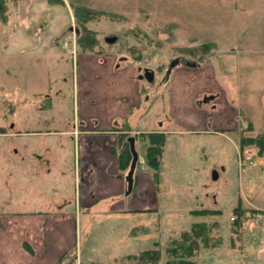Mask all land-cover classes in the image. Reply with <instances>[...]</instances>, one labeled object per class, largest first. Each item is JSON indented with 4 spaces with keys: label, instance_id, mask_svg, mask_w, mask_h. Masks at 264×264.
Here are the masks:
<instances>
[{
    "label": "rangeland",
    "instance_id": "obj_1",
    "mask_svg": "<svg viewBox=\"0 0 264 264\" xmlns=\"http://www.w3.org/2000/svg\"><path fill=\"white\" fill-rule=\"evenodd\" d=\"M6 3L0 18V264H25V232L31 231H25V198L32 196L25 182L43 191L38 179L50 181L43 175L50 157L39 161L34 151L36 172L25 163V146L38 143L25 129L49 127L52 116L68 127L77 116L96 115L162 129L160 166L155 174L141 163L148 142L137 138L134 188L126 197L129 208L143 211L81 213L69 258L57 264H165L171 240L197 221L213 229L209 245L192 258L196 264H264V212L254 207L264 208V152L240 148L242 135L264 132L263 110L247 105L248 95L264 99V0ZM78 5L102 12L84 23L97 39L91 43L78 44ZM207 42L214 44L199 55ZM192 47L194 54L185 51ZM146 69L154 72L152 81ZM86 155L83 149L81 160ZM72 162L65 156L71 182ZM71 185L62 195L72 193ZM239 206L244 210L234 218ZM203 208L219 213H191Z\"/></svg>",
    "mask_w": 264,
    "mask_h": 264
},
{
    "label": "crops",
    "instance_id": "obj_2",
    "mask_svg": "<svg viewBox=\"0 0 264 264\" xmlns=\"http://www.w3.org/2000/svg\"><path fill=\"white\" fill-rule=\"evenodd\" d=\"M248 96L252 97V95ZM260 96L264 98L263 94ZM250 98L247 100V105L261 107L264 115V99L257 100L255 98L254 100L252 97L253 101H251ZM261 102L263 103L261 104ZM240 109L242 111L241 106ZM43 119L45 121L46 118ZM249 120L253 121V119ZM46 121L50 126L44 129H25L26 137H30V140L38 139V143L35 140V143H32L33 147L36 144L37 148L25 146L27 167H32L35 172L40 170L36 167L37 164L34 161L36 159L32 160L35 153L39 154H36L37 160L40 161L43 156H48L51 162L45 164L46 174H43L50 181L46 182L43 179V181L40 179L37 181L47 189L35 191L32 190L33 187H36L35 183L30 184V180L25 182V193L29 195L32 193L31 197L25 198V220L28 221L25 231L26 228L31 229V231L28 229L25 232V264H57L63 256L69 258L66 254L70 253L73 248L76 229L74 219L81 213L95 216L122 214L131 210L143 211V209L129 208V200L125 194L126 181L124 180V174L128 169L121 168L118 162V156L127 139V137L122 139L121 135L123 132L125 135L128 133L134 136L140 133L162 132V129L156 127L152 130L136 128L129 123L126 116L111 118L97 115L94 117L77 116L68 127H62L58 117L52 116ZM109 122L114 123L115 126H111ZM121 124L126 125V131L122 132ZM94 139L97 144H94ZM83 140L85 148L82 146ZM68 145L72 146V150ZM93 146L96 148H92ZM83 149H86L88 155L81 160ZM67 155L73 156L72 182L70 179L67 180V176L68 178L70 176L68 167L65 165L66 170L64 171L63 166ZM27 158L29 159L26 160ZM142 161L144 160L142 159ZM72 183L73 185H71ZM66 185H71L72 193L69 195L63 193L65 195H62V192H65L62 189ZM63 197L66 200H61ZM72 202H74L73 209H71ZM254 207L264 212V208L257 205ZM30 218L34 220L31 222ZM35 233L37 234L36 239ZM5 249H7L6 246Z\"/></svg>",
    "mask_w": 264,
    "mask_h": 264
},
{
    "label": "trees",
    "instance_id": "obj_3",
    "mask_svg": "<svg viewBox=\"0 0 264 264\" xmlns=\"http://www.w3.org/2000/svg\"><path fill=\"white\" fill-rule=\"evenodd\" d=\"M7 3L6 0H0V18L5 17ZM76 18H77V25L81 28L79 31L80 34L78 35L77 41L78 44H82L85 41H89L91 43L93 40H97L95 35L91 30H89L85 26V22L89 19L94 17L95 12L102 13L100 11L92 10L91 8H88L86 6L78 5L76 8ZM104 13V12H103ZM214 43H203L199 45V55L204 56L210 49L211 45ZM197 47H192L187 51V53L194 54ZM248 126L246 129L249 131L254 130L252 122L247 123ZM124 137H128V134L124 135ZM137 138H143L146 139L148 142L146 149H145V155H144V163L147 165L148 168L152 169L153 171L158 170L160 166V157L162 153V145H163V138L164 134L157 133V132H150V133H140L138 135H135V140ZM247 145H253L256 146L257 153L259 155L263 154L264 152V132H259L256 135L252 136H241L240 138V148L244 149ZM131 153L129 149L128 142L126 140V144L124 148L122 149L121 153L118 156V162L123 169H128L131 161ZM134 188V183H133ZM244 209L239 207H236L233 209V212L237 215L241 214ZM250 212L256 211L254 209L249 210ZM191 213L193 215L197 216H206L210 214H216L219 213L218 210H212V209H198V210H192ZM233 213V214H234ZM238 218V217H237ZM213 229V226L209 223H206L205 221H197L192 223L190 229L187 231H182L180 233V236L177 238H174L171 240L169 246L167 247V258L165 261V264H196L193 261V257L196 255L198 250L202 246H208L209 245V239H210V233ZM152 252L154 250H151ZM149 250L143 251L144 255H147ZM156 254H153V258L158 259L159 258V252H155ZM156 261V260H155Z\"/></svg>",
    "mask_w": 264,
    "mask_h": 264
},
{
    "label": "water",
    "instance_id": "obj_4",
    "mask_svg": "<svg viewBox=\"0 0 264 264\" xmlns=\"http://www.w3.org/2000/svg\"><path fill=\"white\" fill-rule=\"evenodd\" d=\"M113 39H109L108 42H111ZM144 77L148 80V81H152L154 78V72L152 70L146 69L144 71ZM127 142L129 145V149H130V153H131V161H130V165H129V169L127 171L126 177H125V181H126V190H125V194L128 195L132 192L133 189V174H134V170H135V166L136 163L138 161V154L137 151L135 149V136L134 135H129L127 137Z\"/></svg>",
    "mask_w": 264,
    "mask_h": 264
},
{
    "label": "built area",
    "instance_id": "obj_5",
    "mask_svg": "<svg viewBox=\"0 0 264 264\" xmlns=\"http://www.w3.org/2000/svg\"><path fill=\"white\" fill-rule=\"evenodd\" d=\"M141 163H143V161ZM249 163L251 164V161ZM246 165H247V162H245L244 159H241L240 163H239V167H240L241 171H245L246 170V168H245Z\"/></svg>",
    "mask_w": 264,
    "mask_h": 264
},
{
    "label": "flooded vegetation",
    "instance_id": "obj_6",
    "mask_svg": "<svg viewBox=\"0 0 264 264\" xmlns=\"http://www.w3.org/2000/svg\"><path fill=\"white\" fill-rule=\"evenodd\" d=\"M127 140V139H126Z\"/></svg>",
    "mask_w": 264,
    "mask_h": 264
}]
</instances>
